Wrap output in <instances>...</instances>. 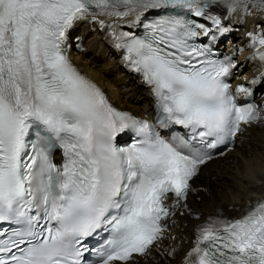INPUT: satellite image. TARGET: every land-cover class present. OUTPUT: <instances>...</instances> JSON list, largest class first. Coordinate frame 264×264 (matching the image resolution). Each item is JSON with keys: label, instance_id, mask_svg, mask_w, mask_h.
Returning a JSON list of instances; mask_svg holds the SVG:
<instances>
[{"label": "snow or ice", "instance_id": "6c2138e0", "mask_svg": "<svg viewBox=\"0 0 264 264\" xmlns=\"http://www.w3.org/2000/svg\"><path fill=\"white\" fill-rule=\"evenodd\" d=\"M250 17L262 22L246 33L248 59L264 67V0H0V264L151 254L201 168L264 126V72L233 92L237 63L218 49L226 22ZM82 20L106 29L150 88L149 117L117 109L73 65L69 33ZM195 219L183 264H264V197L239 218Z\"/></svg>", "mask_w": 264, "mask_h": 264}, {"label": "bare ground", "instance_id": "6f19581e", "mask_svg": "<svg viewBox=\"0 0 264 264\" xmlns=\"http://www.w3.org/2000/svg\"><path fill=\"white\" fill-rule=\"evenodd\" d=\"M229 22L230 26L237 28L236 38L240 47L245 48L249 45L245 33L252 32L254 26L262 21L258 17H250L247 21L234 18L232 24L231 20ZM77 29L80 30L77 34L81 36V43L88 51L74 53V62L108 93L116 105L139 114L147 113L151 102L146 91L119 66L117 56L107 47L102 35L89 31L86 26ZM94 54L102 55L104 62L98 63ZM242 71H245V67ZM258 182H261L259 186ZM191 186L187 209L183 205L175 211L176 222L164 232V246L159 250L153 249L147 257H139L137 264H183L185 255L192 247L193 229L201 222L195 219L196 216L207 218L219 210L234 219L243 214L250 203L263 196L264 126L247 128L231 152L201 168L198 176L191 181ZM188 210L191 214H188ZM181 212L185 215H181ZM172 249H175V254L169 257L167 252Z\"/></svg>", "mask_w": 264, "mask_h": 264}, {"label": "rangeland", "instance_id": "374dc122", "mask_svg": "<svg viewBox=\"0 0 264 264\" xmlns=\"http://www.w3.org/2000/svg\"><path fill=\"white\" fill-rule=\"evenodd\" d=\"M87 55L89 56V53ZM97 61H98V63H102L103 62V60L101 58H99V57H98Z\"/></svg>", "mask_w": 264, "mask_h": 264}]
</instances>
